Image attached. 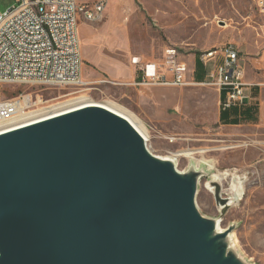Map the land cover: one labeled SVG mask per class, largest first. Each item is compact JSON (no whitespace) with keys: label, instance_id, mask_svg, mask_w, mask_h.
Masks as SVG:
<instances>
[{"label":"water","instance_id":"water-1","mask_svg":"<svg viewBox=\"0 0 264 264\" xmlns=\"http://www.w3.org/2000/svg\"><path fill=\"white\" fill-rule=\"evenodd\" d=\"M200 174L99 106L2 134L0 264H244L195 208Z\"/></svg>","mask_w":264,"mask_h":264},{"label":"rangeland","instance_id":"rangeland-1","mask_svg":"<svg viewBox=\"0 0 264 264\" xmlns=\"http://www.w3.org/2000/svg\"><path fill=\"white\" fill-rule=\"evenodd\" d=\"M94 1L77 0L89 7ZM16 5L17 0H0V12ZM263 7L252 0H105L100 20L78 15L83 86H22L11 92L39 95L43 107L79 97L123 106L147 130L151 154L172 158L180 173L190 167L200 171L195 208L202 217L218 221L220 232L230 229L227 242L235 255L244 264H264ZM228 43L243 58V81L260 93L253 123H222L213 87L140 90L102 83L136 77L132 57L157 61L164 49L174 47L192 68L191 62L206 50ZM186 152L190 158L180 155ZM233 182L239 187L235 192ZM216 189L229 203L224 210L212 193Z\"/></svg>","mask_w":264,"mask_h":264},{"label":"built area","instance_id":"built-area-1","mask_svg":"<svg viewBox=\"0 0 264 264\" xmlns=\"http://www.w3.org/2000/svg\"><path fill=\"white\" fill-rule=\"evenodd\" d=\"M252 1L264 5V0ZM104 8L105 0H95L91 7L79 5L77 0H17L15 7L0 12V123L19 111L43 108L41 96L11 92L12 88L83 86L78 15L95 22ZM180 55L174 47H167L157 61L132 57L136 77L128 82L102 83L140 90L208 86L223 95L222 110L243 105V61L234 45L228 43L199 56L204 69L201 82L194 80L193 71Z\"/></svg>","mask_w":264,"mask_h":264},{"label":"bare ground","instance_id":"bare-ground-1","mask_svg":"<svg viewBox=\"0 0 264 264\" xmlns=\"http://www.w3.org/2000/svg\"><path fill=\"white\" fill-rule=\"evenodd\" d=\"M83 85H84V82H83ZM91 106H99L113 113L114 115H117L118 117L124 119L125 121H127L128 124L142 138V140L145 143V147L147 151L149 152V149L147 148V143L149 142V135L144 125L142 124V122L134 114H132L130 111L125 109L123 106L113 101L106 100V101L96 102L86 97H79V98L66 100L61 103H55L47 107H43L39 110L32 111L30 113H28V111H19L18 114H16V117L10 118L8 120H4L3 123H0V127H1L0 135L17 130V129L27 127L29 125L36 124V123H39V122H42V121H45L51 118H55V117H58V116H61V115H64V114H67L73 111H77L82 108L91 107ZM180 155H185L189 158L191 156L190 152H186ZM158 158L162 160H169L173 164V168L176 170V164L172 158H162V157H158ZM190 169L193 170L192 167H190L188 170ZM183 173H186V172H183ZM214 179L220 183L223 181L220 179L218 175H216ZM238 188L239 187H237V184L236 183L234 184L233 182L231 189L234 190L235 192ZM212 193L214 196H218V199L220 201L219 206L221 210H224L225 208H227V206H229V203L227 205L226 204L222 205L221 201H223V199H221L219 192L217 190H213ZM238 193L240 194V191ZM218 223H219L218 221L215 222V229L217 232H220L221 229Z\"/></svg>","mask_w":264,"mask_h":264},{"label":"crops","instance_id":"crops-1","mask_svg":"<svg viewBox=\"0 0 264 264\" xmlns=\"http://www.w3.org/2000/svg\"><path fill=\"white\" fill-rule=\"evenodd\" d=\"M219 47H215V48H219ZM239 56L243 61L240 51H239ZM191 64H192V68L190 66V69L194 71L195 61L193 60ZM244 94H245V99L243 105L238 108L227 109L226 112L224 113V118L222 120V123H224L225 125L239 126L241 124H249L255 121L257 114V106H258L257 102L259 100L260 93L258 92V89L256 87H253L250 84L248 85L246 84V87L244 88ZM219 120H220V114H219ZM231 123H235V124H231Z\"/></svg>","mask_w":264,"mask_h":264},{"label":"trees","instance_id":"trees-1","mask_svg":"<svg viewBox=\"0 0 264 264\" xmlns=\"http://www.w3.org/2000/svg\"><path fill=\"white\" fill-rule=\"evenodd\" d=\"M193 77H194V80L196 82H201L204 79V69H203L202 63L199 61V58L198 57H196V59H195L194 75H193ZM219 99H220V102L223 101V95L222 94L219 95ZM225 112H226V110H222L221 109V112H220V121L221 122H222V120L224 118V113ZM231 124H235V123H231Z\"/></svg>","mask_w":264,"mask_h":264}]
</instances>
